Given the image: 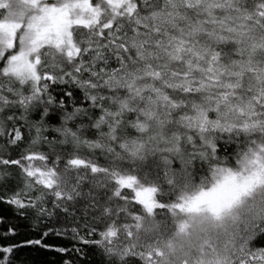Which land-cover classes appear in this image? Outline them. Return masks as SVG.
Listing matches in <instances>:
<instances>
[{
  "label": "snow or ice",
  "instance_id": "6c2138e0",
  "mask_svg": "<svg viewBox=\"0 0 264 264\" xmlns=\"http://www.w3.org/2000/svg\"><path fill=\"white\" fill-rule=\"evenodd\" d=\"M0 264H264V0H0Z\"/></svg>",
  "mask_w": 264,
  "mask_h": 264
}]
</instances>
